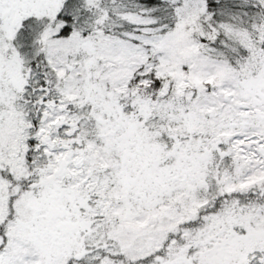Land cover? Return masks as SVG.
Wrapping results in <instances>:
<instances>
[{
  "label": "snow or ice",
  "instance_id": "obj_1",
  "mask_svg": "<svg viewBox=\"0 0 264 264\" xmlns=\"http://www.w3.org/2000/svg\"><path fill=\"white\" fill-rule=\"evenodd\" d=\"M0 264H264V0H0Z\"/></svg>",
  "mask_w": 264,
  "mask_h": 264
}]
</instances>
